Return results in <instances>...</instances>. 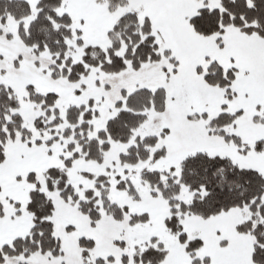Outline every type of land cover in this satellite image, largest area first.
Segmentation results:
<instances>
[{
  "label": "snow or ice",
  "instance_id": "snow-or-ice-1",
  "mask_svg": "<svg viewBox=\"0 0 264 264\" xmlns=\"http://www.w3.org/2000/svg\"><path fill=\"white\" fill-rule=\"evenodd\" d=\"M0 264H264V0H0Z\"/></svg>",
  "mask_w": 264,
  "mask_h": 264
}]
</instances>
